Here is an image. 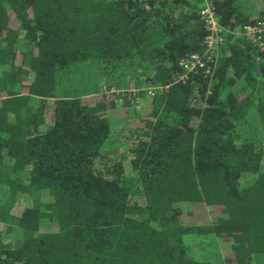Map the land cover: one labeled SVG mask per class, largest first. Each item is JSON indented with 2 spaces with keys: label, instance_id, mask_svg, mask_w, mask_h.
I'll use <instances>...</instances> for the list:
<instances>
[{
  "label": "trees",
  "instance_id": "trees-1",
  "mask_svg": "<svg viewBox=\"0 0 264 264\" xmlns=\"http://www.w3.org/2000/svg\"><path fill=\"white\" fill-rule=\"evenodd\" d=\"M212 2L182 82L202 0H0V264H264V53L229 33L264 2ZM147 82L143 119L100 92Z\"/></svg>",
  "mask_w": 264,
  "mask_h": 264
},
{
  "label": "built area",
  "instance_id": "built-area-1",
  "mask_svg": "<svg viewBox=\"0 0 264 264\" xmlns=\"http://www.w3.org/2000/svg\"><path fill=\"white\" fill-rule=\"evenodd\" d=\"M202 2L203 5L199 10V17L206 30V34L201 41L202 49L179 58L177 64L182 71L178 75V81L186 82L190 81L191 78H199L201 76L210 78L216 67L217 53L221 51V47L225 43L226 33L219 26L214 3L212 0H202ZM229 33L242 36L255 44L260 52L264 53V20L245 24L240 30ZM145 89L147 95L153 96L156 88L152 83L148 82ZM102 90H104L103 92H113V90H105V86L102 87Z\"/></svg>",
  "mask_w": 264,
  "mask_h": 264
},
{
  "label": "rangeland",
  "instance_id": "rangeland-1",
  "mask_svg": "<svg viewBox=\"0 0 264 264\" xmlns=\"http://www.w3.org/2000/svg\"><path fill=\"white\" fill-rule=\"evenodd\" d=\"M220 53H221V51L219 52V54ZM225 54H226L225 52H222L218 58H220L221 56H225ZM217 61H219V59ZM147 85H148V82L144 86L139 87V89H138V88H134L133 85L130 84L129 88L127 90H124V89L114 90L113 92H110V93L115 95L117 105L120 106V108L118 107V109L122 108L123 110H125L126 115L128 117H130L131 114H133L134 116H138L140 119H143L144 115L148 114V111H147L148 108L144 105L146 97L148 96L146 89H145V87ZM102 87L100 89V92L103 93L104 90H102ZM130 89H132V90L130 91ZM105 90H107L106 87H105ZM123 93H126V94H123ZM130 93H131V96H130ZM121 94H123V95H121ZM127 94H129L130 97H124ZM138 106H140V110L138 111L139 114L136 115L135 111H132V112L129 111V110H132V109H130L131 107H133V109L136 110ZM114 109L115 108H113V110ZM111 132H112V130L110 129L109 135ZM257 161H258V163H259V161L261 162L260 171L263 173H259V175L262 176V174H264V171L261 169V166L263 165V167H264V159L263 160L258 159ZM192 214H193V212H190V211L188 212V215H192ZM209 214L211 215L210 212H209Z\"/></svg>",
  "mask_w": 264,
  "mask_h": 264
},
{
  "label": "crops",
  "instance_id": "crops-1",
  "mask_svg": "<svg viewBox=\"0 0 264 264\" xmlns=\"http://www.w3.org/2000/svg\"><path fill=\"white\" fill-rule=\"evenodd\" d=\"M240 2L245 9L252 10L253 15L256 16L260 14V8L264 0H240ZM144 105L146 106V104Z\"/></svg>",
  "mask_w": 264,
  "mask_h": 264
},
{
  "label": "water",
  "instance_id": "water-1",
  "mask_svg": "<svg viewBox=\"0 0 264 264\" xmlns=\"http://www.w3.org/2000/svg\"><path fill=\"white\" fill-rule=\"evenodd\" d=\"M218 60V59H217ZM216 66H217V63H216Z\"/></svg>",
  "mask_w": 264,
  "mask_h": 264
}]
</instances>
